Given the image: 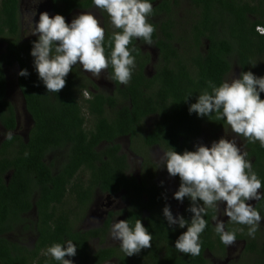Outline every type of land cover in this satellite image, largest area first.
Here are the masks:
<instances>
[{
    "label": "trees",
    "instance_id": "1",
    "mask_svg": "<svg viewBox=\"0 0 264 264\" xmlns=\"http://www.w3.org/2000/svg\"><path fill=\"white\" fill-rule=\"evenodd\" d=\"M51 1L55 4V14L63 17L73 8L94 5L93 0ZM178 2L158 0L150 16L161 13L167 16L160 22L148 19L155 28L152 41L159 49L153 75L147 77L143 72L148 60L140 64L141 60L149 59L148 54L139 49L140 42L145 41L133 38L128 47L135 49L131 54L136 66L130 82L125 86L116 81L109 65L107 71L114 84L113 92H96L91 93L90 98H83L86 85L94 84L75 70L65 77L66 86L61 91H47L35 66L27 60L38 36L21 43L19 0H0V37L5 41L0 50V124L9 132L16 127L15 109L4 97L2 69V65L12 66L13 63L18 66L16 82L32 120L25 137L12 133L11 140L5 138L0 143V264H59L46 253L39 255V251L54 243L63 244L65 237L77 247L73 256L80 258L77 264H98L96 258L108 257L107 253L99 255L102 250L89 256L85 249L87 233L70 227L68 214L59 206L68 193L73 196L74 205L75 202L85 205L95 189L108 193L125 189L124 197L132 205L126 210L129 225L134 227L137 219L146 222L144 226L152 235L154 252L167 240L171 248L175 231L172 225L168 228L154 214L160 193L143 180L138 183L135 177L126 176L125 156L117 154L119 145L115 138L129 134L132 141L139 135L144 144L157 143L165 152L170 147L181 154L185 150L195 151L191 145L194 139L204 133L212 136L227 126L224 120L216 119L215 113L208 117L189 113V106L197 101L199 94L211 91L207 82L219 86L232 69V63L237 66L239 76L246 71L264 76V62L263 65L260 62L264 58V36L255 30L257 25L264 26V0H190L188 28L177 35L173 31L176 21L171 13ZM102 13L108 24V14L104 10ZM117 31L120 30L114 26L105 31L106 55L111 51L108 40ZM21 69L27 70L26 77L18 75ZM259 95L264 99V92ZM105 106L111 108L110 117L104 116ZM149 115L157 116V121L145 133L142 122ZM88 116L95 118L90 129L83 127ZM101 143L104 146L99 150ZM244 145L247 159H252L253 169L264 185V148L258 141L250 143L246 139ZM57 149L65 151V155L63 159L56 158L58 171H52V163L46 162L45 157ZM82 166L83 171H78ZM85 168L88 169L86 176H81ZM177 179L180 185L178 176ZM183 202L181 216L190 223L193 214L188 209L192 202L188 197ZM33 207L36 219L32 221L23 214ZM141 209H147L149 214L142 217ZM255 209H263L261 215L264 216V199ZM206 213L203 218L207 225L200 234V255L181 253L158 264H214L205 257V251L226 256L225 245L211 223L216 213L210 208ZM186 230L187 225L180 228L179 235ZM225 230L233 232L229 227ZM24 231L34 234L33 245L27 246L20 237L12 240L8 236ZM245 234V231L235 233L236 239L245 241L239 264H264V239L261 242L258 235L252 238ZM121 260L122 264H129L126 258L121 257Z\"/></svg>",
    "mask_w": 264,
    "mask_h": 264
},
{
    "label": "clouds",
    "instance_id": "2",
    "mask_svg": "<svg viewBox=\"0 0 264 264\" xmlns=\"http://www.w3.org/2000/svg\"><path fill=\"white\" fill-rule=\"evenodd\" d=\"M93 4L104 10L114 28L120 30L113 32L108 40L110 55L105 54V30L90 12L79 14L71 23L60 14L50 17L47 12H41L32 27L31 33L38 34V39L33 41L30 55L34 57L35 70L48 92L61 91L66 86L65 77L76 64L97 79L111 65L113 78L126 86L135 68V57L131 54L135 49L128 47L132 39L142 38L148 45L153 43L155 28L148 22L153 5L149 0H93ZM255 30L264 36V26L257 25ZM18 75L26 77L28 72L21 69ZM207 83L211 91L199 94L197 101L189 106V113L195 112L201 117L215 113L216 119L224 120L236 136H243L250 143L258 141L264 148V99L259 95L264 92V76L256 77L246 71L239 78L225 80L219 86L212 81ZM84 95L90 98L87 91ZM4 135L11 140L13 134L7 132ZM247 156V152H241L237 147L235 139L225 138L212 142L210 147L197 145L195 151L185 150L182 154L172 147L163 152L160 164L166 166L170 176L180 179L173 198L182 202L188 197L192 202L188 209L193 214L190 223L180 215L174 218L168 205L163 208L169 226L184 228L187 225V230L175 241L177 251L200 255V234L207 225L203 216L209 208L216 213L213 219L220 241L226 246L236 243L235 232L226 231L224 222L218 219L220 203L225 204L222 214L231 222L247 225L248 236L255 238L262 217L246 201L264 199L259 191L264 185ZM90 222L99 221L91 217ZM110 236L120 241V248L128 257L152 247V235L140 219L135 221L134 227L127 220L114 222ZM76 252V245L66 240L48 247L46 254L60 264H72L65 257H73Z\"/></svg>",
    "mask_w": 264,
    "mask_h": 264
},
{
    "label": "flooded vegetation",
    "instance_id": "3",
    "mask_svg": "<svg viewBox=\"0 0 264 264\" xmlns=\"http://www.w3.org/2000/svg\"><path fill=\"white\" fill-rule=\"evenodd\" d=\"M47 1H48L47 11H49L50 17L56 15L54 12L55 4L51 0H47ZM157 3H158V0L154 1L152 3V5L154 6ZM58 4L61 5L62 3L59 2ZM20 9L21 8H20V0H19L18 14H19ZM175 10L176 9L174 6L172 8V13H171L172 18H175L174 17ZM84 12H90L96 18H99L100 24L104 28L105 31H107L109 28L113 29V25L110 22V18H108L109 20H106V22L109 21L108 24L105 23L102 10L96 8L94 5L89 7V8H73L67 14V16L64 17L65 21L67 23H71V20L73 19V15H75V13L81 14ZM165 16H167V15L164 13H161V14L156 15V17L150 16V17H148V19H151L153 22H160L161 20H163L165 18ZM173 31H174V33L179 32L176 23L173 26ZM37 36H38V34L33 35L32 33L28 36H25L24 35V29H22V27L20 25L19 37H20L21 43H23L25 40H29V39H32V38L37 37ZM174 44L177 45L178 42H174ZM4 46H5V41H2V38L0 37V50H2L4 48ZM139 49L141 50L142 53L148 54L149 59L141 60L140 64L143 61L148 60L146 63L144 62L145 65H143V72L147 77H151L155 71L156 64L158 63L159 49L154 43H152L151 45H148L145 42H140ZM2 69H3V73H4V78H5L4 87H3L4 97H5V99L8 100V98L6 97L7 85H8V82H7L8 81V71L9 70L15 71V81H16L18 66H16V63H13L12 66L2 65ZM72 70L77 71V74H79V76L84 75L85 77L90 79L92 81V83L94 84V86L86 85L87 89H84L82 91V96H83V93L85 91H87L90 94V97H91V93L95 94L96 92H102V90L98 87V85L100 84V81L97 82V81H94L93 78L88 77L87 73H84L82 71L79 64H76L72 68ZM78 72H80L81 74ZM104 72L106 74V78L110 81V84L112 86V89L108 93V94H111L114 90V84L109 79V74H108L107 69L105 71H103L101 73V75H103ZM254 75L256 77H260L256 72L254 73ZM227 77L225 80H227ZM236 77L239 78L238 73L236 74ZM16 85H17V82H16ZM17 87H18V85H17ZM18 90H19V93L22 97V94H21V91L19 88H18ZM105 94H107V93H105ZM83 98H86V97L83 96ZM87 98H89V97H87ZM13 107H14V105H13ZM22 107H23L25 114L28 117L29 124L31 125L32 120H31V117L29 116V114L27 113V111L25 109L23 97H22ZM117 107L119 108L120 105H117ZM14 109H15V107H14ZM104 109H105L104 110V116L110 117L111 116V114H110L111 108L108 106H105ZM150 117H152V119L149 120L150 123L148 124L146 122H147L148 118H150ZM15 119H16V127H15L14 131L11 133H17V130L19 128V124H18L19 122H18V116H17L16 109H15ZM94 119H95L94 116L86 117V121L83 124V127L86 129H90V127L92 126V124L94 122ZM156 121H157V116L149 115V116L145 117L143 119V122H142L143 131L145 133L149 132V129L155 124ZM30 125L26 129L25 136L27 135V132L30 128ZM7 132H9V131H7L0 124V134H1L0 135V143L5 139L4 134ZM234 135L235 134L231 132V135L229 134L228 139L229 140L235 139V141H236V140H239L241 138L243 146H240V143H236V144L240 147L241 152H246L247 149L244 145L245 138L243 136L234 137ZM25 136H23V137H25ZM140 138L141 137L138 135L137 137H133V139L131 141V137L129 134L119 135L117 138H115V143L119 145V151L117 152V154L125 156L126 165H127L125 168V173H126L127 177H129V176L135 177L138 183L141 180H143L144 183L148 184L150 187H154L160 193L161 199H159L157 204H154L155 207L153 206L154 207V214L156 215L155 216L156 219H158L159 221L162 220L161 222H163V224H165L169 228L170 226L168 225L167 220L163 216V208L165 207V200L163 197H168L171 195V200L168 202L167 205L170 207V211L172 212L174 218L177 215L181 216L182 212H183V208H184V202L183 201L182 202L177 201L176 199L173 198V194L179 188V181L177 179V176L176 177L170 176L167 172L166 166H164L163 164H160V162H159L160 157L163 156V152H165V150L157 143H151L149 145H146L142 142V140ZM199 139H200V136H198L196 139H194L193 142H191L192 148L194 150L196 149V146L198 145L197 141ZM122 140H125V142H122ZM103 146H104L103 143L99 144L98 149L99 150L103 149ZM64 155H65V151H63L61 149L55 150L53 153H51V155L50 154L46 155V157H45L46 162H48L49 164L52 163V171H58L56 158L57 159L58 158L63 159ZM251 160L252 159H250V161ZM252 168H253V166H252ZM83 169H84V166H82V168L79 169L78 171H83ZM84 171H85V173L81 174V176L84 174L86 176V171H88V169L85 168ZM158 171H163V173H164L163 179L156 177V175L158 174L157 173ZM140 176H142V179L140 178ZM6 179L8 180V176L6 177ZM168 191H171V194ZM259 191L262 195H264L263 187ZM124 195H125V189H121L119 192H115V193L101 192V191L95 189L93 191L92 195L90 196V199L86 202V204L79 206L77 204V202H75V205L74 204L67 205L64 203L65 201H67L66 197H69L72 200V202H74L72 199L73 196L68 193V194H66L64 202L62 201V203L59 205L64 210V213L68 214V225L70 227H72L74 230H76L77 232L82 231V232L87 233L85 235V237H86V248L85 249H86V252L89 254V256H94L95 253L99 252L100 250H102V252H99L100 256H102L104 253L110 254L108 257L103 258V259H100L99 257L96 258V260L99 261L98 264H122L121 257L126 258L129 264H158V263H163L164 260L166 262V260L170 256H181V252H179L175 249V241L179 237V231L178 230L180 229V227L178 225H172V227H171L175 231V233H173V238L171 241V244H172L171 248H169V243L167 240L165 243H160L158 246H160V245H162V246L159 247L157 249V251L154 252V247H153V242H152L151 248L142 249L138 254L130 256V257L125 256V253L120 248V241L119 240H113V239H111V236H110V230H111L112 224L114 222L119 221V220H127L126 210L129 208V206H132L131 201L129 199L125 198ZM144 197H145V195H144ZM145 199H147V197H145ZM260 200H258V201L257 200H250V201H246V203H249L254 208H256V205L259 203ZM224 207H225L224 203L219 204V208H220L221 212L223 211ZM141 211L143 213L142 217L145 216L146 214H149V211L147 209H141ZM161 211H162V215L158 216V214H160ZM258 212L261 215V213L263 212V209H260ZM30 215L33 217L30 218L29 217ZM23 216L28 218V220H32V221L35 220L36 214L34 211V207L31 210H29L27 213H24ZM91 217H96L99 222L98 223L90 222ZM261 217H262V220L260 222V225H259L258 231L256 232V235H258L259 240L261 242H263V239H264V216L261 215ZM218 219L224 222L225 228L229 227L232 231H235V233H243V231H245L246 232L245 235H248L247 234L248 233V226L247 225H242V224L231 222L226 215L218 214ZM79 220H80V222H79ZM211 223L215 226V220L213 218L211 219ZM142 224L145 225L146 222L143 221ZM166 226L164 227L165 230H167ZM240 229H243V231L241 232ZM165 233H166V231H165ZM9 234H8V236H9ZM20 234L23 237H26V241L24 240V238H21V239L25 242V244L27 246H31L34 244L35 237L31 231L20 232ZM165 238H166V236H165ZM65 239L68 240V238H66V237H65ZM162 239H164V238H162ZM30 240H31V243H29ZM66 240H63V243ZM236 242L243 243L242 249L235 256L236 258H238L242 254V250L245 246V241L242 238H239V239H236ZM63 246L66 247L67 245L65 244ZM228 247L229 246L225 245V250H226V256L225 257H221L216 253L212 254L209 251L204 252L205 257L209 258L214 264H237V263H231L233 261L230 260V258L227 255ZM46 251H47V249L45 247L41 248V250L39 251V255L46 253ZM65 259H70L72 261V264L73 263L77 264L79 262L80 258L77 256H76V258L66 256ZM238 264H239V262H238Z\"/></svg>",
    "mask_w": 264,
    "mask_h": 264
},
{
    "label": "rangeland",
    "instance_id": "4",
    "mask_svg": "<svg viewBox=\"0 0 264 264\" xmlns=\"http://www.w3.org/2000/svg\"><path fill=\"white\" fill-rule=\"evenodd\" d=\"M47 4H48L47 0H39V2H38V0H20V8L21 9H20L19 14H18V16H19V27L21 25L22 29H24V35L25 36H28L31 34L32 27L35 25V23L38 22L39 14L41 12H47L48 14H50L49 11H47ZM175 9L176 10L174 12V17H175L177 27L179 30V32L176 34L179 35L180 33H184V31L188 28L189 13H190L189 9H191L190 8V0H179L178 5L175 6ZM78 15H79V13L78 14L75 13V15H73V18L78 16ZM97 19L99 20V18H97ZM255 29H256V27H255ZM26 58H28V57H26ZM27 60L29 61V63L32 66H34V63H33L34 57L31 56ZM260 62L263 65L264 58ZM261 64H260V66H262ZM79 66L82 69V66L81 65H79ZM82 71L84 73H87V76L90 78H93L94 81H97V82L100 81V84L99 85L97 84V85L102 90V93L108 94L110 92V90L112 89V86L110 84V81L106 78L105 72L103 75H100V77L97 79L96 77H93L91 73L85 72L83 69H82ZM237 71H238L237 66H235L232 63V69L228 73L227 80L236 79L237 78L236 74L238 73ZM7 82H8V85H7L6 97L14 105V107L16 109L17 116H18V122H19L18 123L19 128L17 130V133H19V135H21V137H23V136H25L26 129L30 124H29L28 117L25 114L23 107H22V97H21L19 90H18V87L16 85L15 71H12V70L8 71V81ZM83 96L86 97L84 95V93H83ZM150 119H152V117L148 118L146 123L149 124ZM231 132L232 131L230 129V126L227 125L223 130L215 133L212 136H209L206 133H204V134L200 135V139L197 141L198 145H204V146L210 147L212 142L218 141L220 138H225V139L227 138L228 139L229 134L231 135ZM234 137H238V136L234 135ZM122 142H125V140H122ZM235 142L240 143V146H243L241 138L239 140H236ZM237 147H239V146L237 145ZM157 173L158 174L156 175V177L163 179V176H164L163 171H158ZM168 192L171 194V191H168ZM163 198L165 200V206H166L168 204V202L171 200V195L168 197H163ZM66 200L67 201H65V204H67V205H72L74 203V202H72V200L69 197H67ZM222 212H221V215H223ZM29 217L31 218L33 216L30 215ZM79 222H80V220H79ZM17 234L16 233H10L9 238L12 240L13 239L16 240V237H20V238H24V240L26 241V237H23L20 233H17ZM29 243H31V240L29 241ZM242 245H243V243L236 242L234 245L228 247L227 255L230 258V260L233 261L232 263L240 262L241 256L238 258H236L235 256L242 249Z\"/></svg>",
    "mask_w": 264,
    "mask_h": 264
}]
</instances>
